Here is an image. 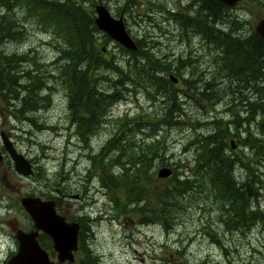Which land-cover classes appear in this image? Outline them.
<instances>
[{
  "label": "rangeland",
  "instance_id": "374dc122",
  "mask_svg": "<svg viewBox=\"0 0 264 264\" xmlns=\"http://www.w3.org/2000/svg\"><path fill=\"white\" fill-rule=\"evenodd\" d=\"M91 1L92 4H90ZM201 1L90 0L88 3L89 8L95 14V20L97 18L96 9L99 5L110 8L116 16L122 13L119 18H125L123 21L128 33L139 43H143L145 48L147 46L148 51H155L160 55L168 54L172 59L182 58L189 66L198 67L194 70L185 69V73L186 71L191 72L186 77H176L177 83H174L172 79L170 87L179 92L177 95L180 98L170 100V102L168 100L165 108L161 98L163 94L156 95L158 99L153 101L143 91L135 94L125 92L121 96H129L127 99L113 101L111 104L104 98L113 89L110 85L109 72L92 76L96 87L92 94H102L100 95L101 108L93 113L82 107L76 109L69 107L68 90L70 88L66 84L68 82L66 78L60 79L54 76L47 82L36 81L35 83L24 79V82L19 84L27 83V86H33L38 90L36 96L39 98H35V112L30 114V111L22 108L24 99L27 97L26 91L29 89L20 88L15 84L16 82L8 80L10 85H6L8 90L4 96L12 105L7 107L0 104V132L3 130L6 134L8 133L17 152L24 154L31 161L35 173L31 177L19 174L15 170L12 158L7 154L8 152H5V164L0 163V264H7L10 252L16 248L14 241L8 239L9 237L4 235L2 229L11 233L12 229L7 225L9 222H19L23 226H28L20 199L26 194L37 192H42L39 197L45 200L55 201V198L60 196L57 200L59 202L61 200L60 203H67L70 214L72 210L76 215L84 216L85 223L89 221V224L86 223L88 231L85 234L88 239L85 244L94 255L99 257L98 264H264V227L259 226L246 235H238L235 241L237 246H234L232 235L222 233L219 226L221 218L217 217L219 207L211 204L213 198L207 195L199 197L195 193L185 195L187 199L192 195L191 199L189 198L190 209L187 213L181 214L178 223L173 224V228H166L165 225L154 222L157 213L154 209L149 210L146 215L149 222L153 218L152 223H138V212L131 211V207L129 211H126L125 205L118 208L114 204L116 194L117 197H124L123 190L118 193L110 190L107 186L108 178H105L109 172V167L105 163H110L111 158L117 157L120 153L124 154V158L128 155L137 157L145 154L152 155L151 153L158 149L157 152L163 157L164 162L170 165L164 164V167L170 169L172 166H187V163H195L199 154L193 140L203 133H209L211 126L208 128L209 125L205 121L211 122L215 115L220 116L218 118L220 121L234 120L235 124L241 125H243L241 121L249 115L248 121L244 122L250 127H253L257 120L264 116V110L259 111L264 109V100L255 108L257 101L253 97L257 95L254 87L242 81H235L232 82L235 86L234 90L231 88L232 92L222 90L220 93L215 89H219L220 86L228 88L226 84H229L222 76L211 72L213 57L221 59L223 54L220 56L221 51L218 48L214 50L211 42L206 39V34L199 29L196 30L194 24H188L191 22L190 18L204 19L203 13L198 12ZM23 5L19 4L16 8L25 20L27 33L22 39L17 36L18 42H13L12 47L19 53L27 55L29 59L38 60L42 65L41 72L49 71L51 78L55 73L54 67L61 66L63 62L55 64L59 56L56 52L58 45L53 42V36L44 30L52 29L42 21L28 17L26 11L21 10ZM263 5L264 0H243L225 13L220 12L219 21L213 23L208 20V22H211L212 27L224 26V29L232 30L231 32L233 29H240V34L248 38L264 17ZM222 20L226 23H222ZM57 38V42H63L61 37ZM96 39L99 49H103L107 56L115 57V64L127 73L129 53L126 55L120 45L109 36ZM149 45H153L154 48ZM96 53H99L98 50ZM130 55L133 56V54ZM25 66L29 68V63L24 62ZM14 67L10 69L12 75L15 74L12 70ZM170 75L174 73H170L169 77ZM103 76L109 79L103 80L101 78ZM133 77L114 75L112 78L114 81L123 80L122 82H125L127 80L128 87L132 88L133 84L130 80ZM212 77L214 81L208 85L207 96L214 98L211 102L215 103V108L209 109L207 104L206 108L203 107L206 100L200 92L206 90L205 84ZM238 89L244 95L249 96L248 100H251L249 102L251 105L247 101L239 102ZM218 93L220 94L217 95ZM213 94L218 97L219 103L215 102ZM85 95H88V92ZM258 97L264 99V93ZM182 102L185 104H181ZM253 103H255L254 106ZM230 104H235L232 113L228 111ZM17 105H20L23 113L19 111L20 108ZM76 113L82 115L83 118H79ZM231 115L233 119L229 118ZM92 118L97 119V123L94 120L91 121ZM201 123H204L203 126L200 125ZM120 131H127L124 134L130 138V143L135 142L136 148L132 149L131 146L129 149H132V153L136 155L126 152L128 146L126 143L116 142L110 150L104 151L101 159V162H105L101 164L103 167L100 165L94 167L92 156L98 154ZM231 141L235 146L230 149L231 152H238L241 156L248 158L247 154L242 152L241 147H237V139L231 137L229 142ZM0 147H3L1 136ZM258 165L263 172L261 177L264 183V162H258ZM160 167L162 166L157 168ZM94 168H97V172ZM240 168L236 170L237 175L245 179L248 173ZM158 169L159 172L161 168ZM116 170L121 172L120 168ZM117 172H115L116 175H118ZM102 177L105 178L107 184H103ZM262 202L264 209V197ZM137 203L140 204L137 205L142 211L141 200ZM182 205L178 204L179 207ZM210 210L218 212L211 213ZM209 223L213 225L212 227L217 224L216 229L213 230ZM214 231H219V235L217 236ZM224 242L231 244L228 254L225 253L221 244ZM51 243L54 249V244ZM80 256L83 255H79L74 264H81Z\"/></svg>",
  "mask_w": 264,
  "mask_h": 264
},
{
  "label": "trees",
  "instance_id": "16d2710c",
  "mask_svg": "<svg viewBox=\"0 0 264 264\" xmlns=\"http://www.w3.org/2000/svg\"><path fill=\"white\" fill-rule=\"evenodd\" d=\"M89 2L90 0H0L1 105L7 107L12 105L4 96L8 90V86L6 87V85H10L9 80L16 82L15 84L20 88L29 89L26 91L27 97L24 99L22 108H26L30 111V114H33L35 112L36 99L39 98V96L38 98L36 96L38 90L33 86H27V83L24 85L19 83H23L24 79L33 83L36 81L47 82L55 76L60 79L66 78L68 81L66 84L70 88L68 90L70 95H68V98L71 109L82 107V109L84 108L86 111L89 109L93 113L95 110L101 108L102 101L100 95L102 94H92V91H95L96 88L92 76L104 75L109 72L111 75L110 79L106 76L101 78L103 80H110V85L113 89L104 98L109 100L111 104L113 101L127 99L129 96H121L125 92L135 94L138 91H143L153 101L158 99L156 95L163 94L161 98L164 108L167 106L168 100L170 102V100H178L180 98L177 95L179 92L170 87L172 85L171 76L175 79H177L176 77H186L191 71L188 70L190 72L186 71L185 73V69L190 68L194 70L198 67L189 66L185 59L183 60L182 58L172 59L168 54L160 55L155 51H148L149 48L147 46L145 48L143 43H139L136 39L137 50L135 51H130L119 44L126 55L129 53L127 55L129 61L126 73L123 68L115 64V57L107 56L103 49H99L96 38L102 39V37H106L107 35L105 34V36L98 29L94 19L95 14L89 8ZM19 4H24L21 10H25L28 17L40 20L47 27L54 30L53 32L50 29H44L53 36V42H56L58 45L56 52L59 53V56L56 58L57 62L55 64H58L60 61L63 62L60 64L61 66L54 65L55 73L51 78L49 77V71L41 72L42 65L38 60L29 59L27 55L19 53L12 47L13 42H18V37L22 39L27 33L25 20L16 8ZM90 4H92V1ZM229 8L231 7L217 0H202L198 12L200 14L203 13L204 19L194 20V18H190L191 22L188 24H194L196 30L199 29L202 33L206 34V39L211 42L214 50L216 51V48H218L221 51L220 56L223 54L221 59L220 57L218 59L217 57H213L211 72L222 76L225 82L228 81L229 84L226 85L229 89L226 86H220L219 89H215L219 90L220 93L222 90L231 91L235 89L232 82L242 81L252 88L254 87L257 96L253 98L257 102L252 105L254 106L255 104V108H257L264 100L262 97H258L264 93V40L256 28L246 38L247 36L240 34V29H233V32H231L232 30L224 29V26L221 28L212 27L211 22L214 23L220 19L218 14L220 12L221 14L225 13ZM225 17L226 15L224 14ZM208 20H211V22H208ZM221 22L226 23L223 20ZM190 31L193 32V30ZM57 37H61L63 42H57ZM149 46L154 48L153 45ZM97 50L98 54L96 53ZM239 52L243 53L240 54ZM130 54H133V56ZM24 62L29 63V68L24 67ZM40 62L42 63V61ZM13 66H15L12 69L15 71V74L12 75L10 69ZM45 67L48 68V66ZM170 73H174L175 76L170 75L169 77ZM114 75L118 77L134 76L130 80L133 84L132 88L128 87L127 80L125 82H122L123 80L114 81L112 78ZM75 80L76 84H74ZM212 81H214L213 77L206 82V90L200 92L203 95V99L206 100L204 104L202 103L203 107L206 108L205 105L207 104L210 107L209 109L215 108V103L211 102V99L214 98L207 96L208 85ZM208 91L212 92V90ZM86 92H88V95H85ZM212 96L215 97V102L219 101L217 96L214 94ZM238 96L240 97L239 102H251V100H248L249 96L244 95L240 89H238ZM163 98L165 99L163 100ZM82 102L83 104L81 105ZM181 104L184 105L185 102ZM232 105L234 106L231 110ZM232 105L230 104V108L228 109L231 113L235 107V104ZM17 106L20 108V105ZM22 108L19 109L20 112H22ZM262 110L264 109H260L259 111ZM76 115L79 118H83L78 113ZM218 118L220 116L215 115L211 122L206 120L205 122L208 123V128L211 126V130H209L208 134H202L205 136L199 135L193 140L194 145H196V151L199 154L195 163H187V166H172V175L167 178H158L157 167H164V164H166L163 157L157 152L158 149H155V152L151 153L152 155L145 154L137 157H131L127 154L128 157L124 158V154L120 153L117 157L111 158L112 161L110 163L101 162L104 151L110 150L113 147L112 145H114L113 143L116 142L126 143L128 145L126 152L134 154L131 150L136 148L135 142L130 143V138L124 134L127 131H120L115 137H112L108 145H105L98 154L92 156V159L94 167L101 166L102 163H105L109 167V172L105 175V178H108V184L105 182V178L102 177L103 184H107L110 190L117 193L123 190L124 197H117L116 194L113 200L114 204L118 208L125 205L124 209L126 211H129L131 207V211L138 212V223H148L149 220L146 218L147 212L154 209L157 211L154 222H159L165 225L166 228H173V224L178 223L181 214L187 213L190 209L189 201L192 195L188 199L185 195L192 193L197 194L199 197L207 195L211 199L213 198L211 204L219 207V215L217 216L221 218L219 226L224 235L227 233L232 235L234 246H237L235 241H237L238 235H246L259 226L264 227V209L262 208L264 183L261 177V173L263 172L258 165V162H264V116L257 120V123L253 127L244 122L248 121L249 115H247L244 121H241L243 125L235 124L234 120L223 122V120L220 121ZM222 118L225 119L224 116ZM229 118L233 119L234 117L231 115ZM92 119L97 123V119ZM203 124L201 123L200 125L203 126ZM231 137L237 139V147H241L242 152L245 155L247 154L248 158L241 156L238 152H231L230 149L234 145L233 141L229 142ZM131 146L133 148L129 149ZM166 166L170 165L166 164ZM240 166L248 173L245 179L237 175L236 170ZM117 168H120L121 172H117ZM94 169L97 172V168ZM100 170L103 171L102 169ZM139 200L142 203V211L138 208L140 204L137 202ZM178 204L183 205L179 207ZM210 212L218 211L210 210ZM153 213L155 214V212ZM152 219L149 223L153 222ZM81 222L83 229L79 235L80 248L77 257L83 255L79 258L81 264H98L97 260H99V257L94 255L85 244L88 239L85 234L88 231L86 223L89 224V221L85 223L83 220ZM209 226L215 230L217 224L212 227L213 225L209 223ZM215 234L218 236L219 231H216ZM51 242L48 236L41 239L42 245L48 248L46 250L51 252L55 257V251L52 249ZM221 244L225 249V253L228 254L231 244H226L225 242Z\"/></svg>",
  "mask_w": 264,
  "mask_h": 264
},
{
  "label": "water",
  "instance_id": "95a60500",
  "mask_svg": "<svg viewBox=\"0 0 264 264\" xmlns=\"http://www.w3.org/2000/svg\"><path fill=\"white\" fill-rule=\"evenodd\" d=\"M228 6H235L242 0H220ZM122 17L116 18L111 15L108 8H99L97 26L108 33L116 42L129 50L137 49L134 38L128 33ZM256 30L264 40V18H262ZM173 78V76H171ZM175 79V78H173ZM4 146L15 162L16 170L26 176L34 174L33 164L24 154L17 152L13 142L1 132ZM235 146L233 145V148ZM1 155V154H0ZM172 174V170L163 167L158 172L159 178H166ZM22 205L33 218L36 230L25 232L19 230L16 237L19 241L17 253L9 260V264H56L51 259L49 252L38 241L39 231L50 235L54 242V249L60 263L74 262L75 252L78 250L80 223L68 222L66 218L57 213L55 201L45 200L37 196H25L21 200Z\"/></svg>",
  "mask_w": 264,
  "mask_h": 264
},
{
  "label": "flooded vegetation",
  "instance_id": "af4514ba",
  "mask_svg": "<svg viewBox=\"0 0 264 264\" xmlns=\"http://www.w3.org/2000/svg\"><path fill=\"white\" fill-rule=\"evenodd\" d=\"M134 1V0H133ZM109 10H110V8H108ZM110 13H111V15L112 16H114V17H116V18H119V16L120 15H122V13L119 15V16H116L115 14H113V12L110 10ZM174 15V14H173ZM124 20H125V18H124ZM93 119H91V121H92ZM1 132H3V130L1 131ZM1 132H0V134H1ZM5 133V132H4ZM8 134V133H7ZM6 134V135H7ZM8 136V135H7ZM5 152H8L7 151V149L4 147V144H3V147H0V163H3L4 162V164H5V161H4V159L6 160V153ZM8 154V153H7ZM13 161V160H12ZM59 193H60V191H59ZM29 195V194H28ZM64 195H66V194H64ZM60 196H58V198H59ZM58 198H55L56 200V211H57V213L58 214H60V215H62V216H64L65 218H66V220L68 221V222H78V223H80V232H81V230L83 229V227H82V222L81 221H83V220H85L84 219V216H81V215H76L74 212H72V210H71V214H70V209H68L67 208V203H64L63 201V203H60L61 202V200H60V202L57 200ZM79 201V200H78ZM21 205H22V203H21ZM8 208H9V205L7 206ZM23 207V206H22ZM80 208H82V206H80ZM23 209H24V212H25V216H26V218H27V223H28V226H23V225H21V223H19V222H9L7 225L12 229V232L10 233V232H5V230L4 229H2V231L5 233L4 235H6V236H8L9 238L8 239H12L13 241H14V244L16 245V248L13 250V251H11L10 252V254H9V256H8V259H7V264L9 263V259L18 251V248H19V241H18V239H17V237H16V235H17V233H18V231L19 230H23V231H25V232H31V231H33V230H36V228H35V226H34V221L31 219V217H30V214L27 212V210L23 207ZM77 209V208H76ZM76 211V213H78V211L77 210H75ZM72 215H74V217L72 216ZM80 232H79V235H80ZM49 237L50 239H51V241H52V238L47 234V233H44L43 231H39V236H38V241H39V243L42 245V243H41V239H42V237ZM53 242V241H52ZM78 252H79V250H78ZM77 252V253H78Z\"/></svg>",
  "mask_w": 264,
  "mask_h": 264
},
{
  "label": "bare ground",
  "instance_id": "6f19581e",
  "mask_svg": "<svg viewBox=\"0 0 264 264\" xmlns=\"http://www.w3.org/2000/svg\"><path fill=\"white\" fill-rule=\"evenodd\" d=\"M99 8H106L105 6H103V5H99V6H97V9H96V12H97V17H98V10H99ZM96 20H97V18H96ZM95 20V22H96V24H97V21ZM98 29H99V27H98ZM100 31H102L104 34H106L107 36H109L108 35V33L107 32H105V31H103V30H101V29H99ZM110 37V36H109ZM110 39H112L111 37H110ZM113 40V39H112ZM135 50H137V49H135ZM135 50H130V51H135ZM173 79V78H172ZM173 81H174V83H177V79H173ZM176 127V126H175ZM34 167V166H33ZM19 173V172H18ZM19 174H21V173H19ZM21 175H23V174H21ZM172 175V174H171ZM23 176H25V175H23ZM167 178V177H166ZM55 207H56V204H55ZM32 218V217H31ZM33 219V218H32ZM50 236V235H49ZM53 241V240H52ZM53 244H54V242H53ZM53 248H55L54 247V245H53ZM48 251V250H47ZM49 252V251H48Z\"/></svg>",
  "mask_w": 264,
  "mask_h": 264
}]
</instances>
